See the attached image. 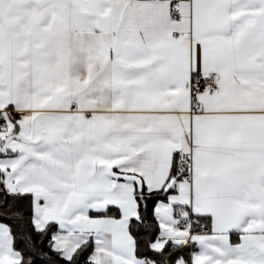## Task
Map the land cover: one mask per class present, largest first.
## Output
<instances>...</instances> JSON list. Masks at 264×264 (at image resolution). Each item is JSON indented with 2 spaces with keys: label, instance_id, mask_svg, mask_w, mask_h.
Returning <instances> with one entry per match:
<instances>
[{
  "label": "snow or ice",
  "instance_id": "snow-or-ice-1",
  "mask_svg": "<svg viewBox=\"0 0 264 264\" xmlns=\"http://www.w3.org/2000/svg\"><path fill=\"white\" fill-rule=\"evenodd\" d=\"M0 264H264V0H0Z\"/></svg>",
  "mask_w": 264,
  "mask_h": 264
}]
</instances>
